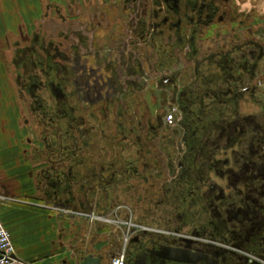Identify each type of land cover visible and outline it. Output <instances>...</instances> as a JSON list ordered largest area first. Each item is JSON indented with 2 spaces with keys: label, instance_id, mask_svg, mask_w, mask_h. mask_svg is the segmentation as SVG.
<instances>
[{
  "label": "flooded vegetation",
  "instance_id": "1",
  "mask_svg": "<svg viewBox=\"0 0 264 264\" xmlns=\"http://www.w3.org/2000/svg\"><path fill=\"white\" fill-rule=\"evenodd\" d=\"M258 12L251 0H43L11 58L37 120L36 159L49 163L42 196L69 212L130 206L151 225L198 236L201 251L264 237ZM142 237L126 264L172 242Z\"/></svg>",
  "mask_w": 264,
  "mask_h": 264
},
{
  "label": "crops",
  "instance_id": "2",
  "mask_svg": "<svg viewBox=\"0 0 264 264\" xmlns=\"http://www.w3.org/2000/svg\"><path fill=\"white\" fill-rule=\"evenodd\" d=\"M42 1L0 0V218L12 234L17 256L27 264H79L82 254L105 255L114 247L115 254L120 243L110 226L32 205L56 206L41 194L47 182L40 172L49 163L36 159L37 120L20 97L11 58L18 42L36 31ZM142 234L133 239L132 248H138Z\"/></svg>",
  "mask_w": 264,
  "mask_h": 264
},
{
  "label": "water",
  "instance_id": "3",
  "mask_svg": "<svg viewBox=\"0 0 264 264\" xmlns=\"http://www.w3.org/2000/svg\"><path fill=\"white\" fill-rule=\"evenodd\" d=\"M174 232L175 234L168 237H165L161 232H150L149 234L157 237L159 236V238H162L166 242H171L169 238H172L170 246L165 248L166 252H156L149 260H147L145 256H137L127 264H264V248H262V251L259 249L260 247H264L262 241L264 237L262 236H259L260 239H262L260 240L248 235L247 240L250 241L251 239L254 241L251 247L241 248L237 245H233L232 247L235 249L233 250L216 246L214 252H211V249L209 251H201L193 247V244L196 245L200 241L198 236L194 234L189 236L178 231ZM183 242L189 243L190 246L183 247ZM209 243L210 244L207 245L212 247L211 242ZM153 244L156 245L157 242H153ZM78 263L104 264L105 255L100 254L95 256L92 253L82 254Z\"/></svg>",
  "mask_w": 264,
  "mask_h": 264
},
{
  "label": "built area",
  "instance_id": "4",
  "mask_svg": "<svg viewBox=\"0 0 264 264\" xmlns=\"http://www.w3.org/2000/svg\"><path fill=\"white\" fill-rule=\"evenodd\" d=\"M165 121L169 124L173 121V112H169L165 116ZM74 215L83 216L91 219H96L99 222L106 224L110 223V227L115 232L116 235L122 230L121 227L125 228V231L122 233L124 236L123 244L121 243L120 249H118L111 259V264H125L128 254V249L133 238L138 237L143 232H161V233H170V231L162 230L154 226L140 225L137 222L133 221H123L118 218H108V214H99L97 212H85V211H71ZM116 215V214H115ZM0 264H27L22 261L16 252V247L13 241L11 232L7 229L5 224L0 218Z\"/></svg>",
  "mask_w": 264,
  "mask_h": 264
},
{
  "label": "rangeland",
  "instance_id": "5",
  "mask_svg": "<svg viewBox=\"0 0 264 264\" xmlns=\"http://www.w3.org/2000/svg\"><path fill=\"white\" fill-rule=\"evenodd\" d=\"M251 3L252 4H254L255 6H256V8L258 9V13L259 14H263L264 13V0H251ZM32 205H35V207H37V208H39V209H45V208H50V209H55V210H57V211H59L60 213H64V214H67L68 216H70V217H74V218H83V219H85L88 223H90V224H94V223H96V222H99V221H97L96 219H91V218H87V217H83V216H78V215H74V214H72V213H68V211H62L60 208H58L57 206H47L45 203H39L38 204V202H35L34 204H32ZM130 206H126V209H127V213L126 212H124L123 214H120L119 212L118 213H112V214H108V218H114V217H116V218H118L119 220H123V221H133V222H137L138 224H140V225H146V226H152L150 223H148V222H145L142 218H139V217H135L134 216V214L132 213V211L130 210V208H129ZM70 214H72V215H70ZM116 214V215H115ZM100 223H102V224H104L103 222H100ZM110 223L111 222H107L106 224H104V225H106V226H110ZM156 227V226H155ZM113 228V227H112ZM158 228H160V227H158ZM121 231L118 233V242L120 243V246H119V248L118 249H120V247H121V243L123 244V240H124V236H122V233L125 231V228L124 227H121ZM160 229H162V230H164V228H160ZM165 235H167V234H170V233H168V232H166V233H164ZM116 250V248L114 247L113 249H111V250ZM108 251H110V250H108Z\"/></svg>",
  "mask_w": 264,
  "mask_h": 264
},
{
  "label": "bare ground",
  "instance_id": "6",
  "mask_svg": "<svg viewBox=\"0 0 264 264\" xmlns=\"http://www.w3.org/2000/svg\"><path fill=\"white\" fill-rule=\"evenodd\" d=\"M143 233H150V232L147 231V232H143Z\"/></svg>",
  "mask_w": 264,
  "mask_h": 264
}]
</instances>
